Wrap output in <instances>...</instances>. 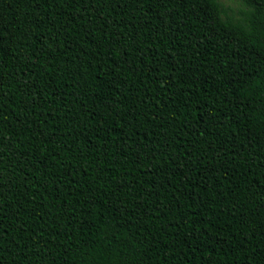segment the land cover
I'll return each mask as SVG.
<instances>
[{
  "label": "trees",
  "instance_id": "16d2710c",
  "mask_svg": "<svg viewBox=\"0 0 264 264\" xmlns=\"http://www.w3.org/2000/svg\"><path fill=\"white\" fill-rule=\"evenodd\" d=\"M0 0V264H264V0Z\"/></svg>",
  "mask_w": 264,
  "mask_h": 264
},
{
  "label": "rangeland",
  "instance_id": "374dc122",
  "mask_svg": "<svg viewBox=\"0 0 264 264\" xmlns=\"http://www.w3.org/2000/svg\"><path fill=\"white\" fill-rule=\"evenodd\" d=\"M230 13L238 15L240 10L244 9L240 0H218Z\"/></svg>",
  "mask_w": 264,
  "mask_h": 264
}]
</instances>
